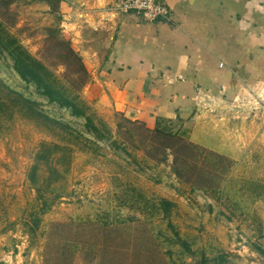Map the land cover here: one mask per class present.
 Segmentation results:
<instances>
[{
  "label": "rangeland",
  "instance_id": "1",
  "mask_svg": "<svg viewBox=\"0 0 264 264\" xmlns=\"http://www.w3.org/2000/svg\"><path fill=\"white\" fill-rule=\"evenodd\" d=\"M114 1L60 0L55 13L44 2L17 0L0 8V18L63 78L56 48L47 51V30L74 48L95 35V16L118 13ZM260 72L236 101L211 113L231 150L242 147L240 157L198 145L180 153L178 179L173 152L140 122L102 115L91 83L81 96L100 133L50 103L0 51V264H264L256 251L264 249Z\"/></svg>",
  "mask_w": 264,
  "mask_h": 264
},
{
  "label": "crops",
  "instance_id": "2",
  "mask_svg": "<svg viewBox=\"0 0 264 264\" xmlns=\"http://www.w3.org/2000/svg\"><path fill=\"white\" fill-rule=\"evenodd\" d=\"M159 1L169 21L105 13L95 16V35L76 42L95 107L150 131L172 127L196 145L240 157L242 147L231 150L211 113L236 101L259 70L264 74V0Z\"/></svg>",
  "mask_w": 264,
  "mask_h": 264
},
{
  "label": "trees",
  "instance_id": "3",
  "mask_svg": "<svg viewBox=\"0 0 264 264\" xmlns=\"http://www.w3.org/2000/svg\"><path fill=\"white\" fill-rule=\"evenodd\" d=\"M17 0H0V8L8 9ZM48 4L53 12L57 13L60 8V0H36ZM46 40L47 51L50 47L56 48V55L60 64L64 66L63 78H60L42 61L34 57L28 50L14 37L6 28L0 18V51L6 53L13 61L14 69L18 75L27 83H33L40 93L47 97L50 103H55L62 108L69 109L74 116L83 117L87 120V126L94 132L100 130L93 124L90 115L91 107L82 98L81 93L91 83L90 74L85 66L82 57L72 47L71 43L59 37L54 29H48ZM130 124L137 123L126 119ZM161 140V146L173 152V168L178 179L183 178V173L178 167L180 153L192 148H199L198 145L186 140L185 138L168 132L165 127H157L150 131ZM222 159H227L221 156ZM61 228V226L59 227ZM256 251L264 256V249L256 247ZM222 259L217 258L213 261L203 258L200 264H221Z\"/></svg>",
  "mask_w": 264,
  "mask_h": 264
},
{
  "label": "built area",
  "instance_id": "4",
  "mask_svg": "<svg viewBox=\"0 0 264 264\" xmlns=\"http://www.w3.org/2000/svg\"><path fill=\"white\" fill-rule=\"evenodd\" d=\"M118 13H138L146 22L169 21L170 10L159 0H120Z\"/></svg>",
  "mask_w": 264,
  "mask_h": 264
}]
</instances>
